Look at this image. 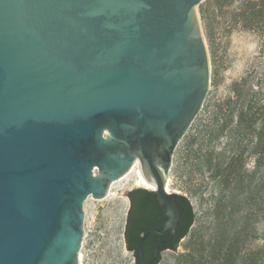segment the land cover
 I'll return each instance as SVG.
<instances>
[{
  "label": "water",
  "instance_id": "95a60500",
  "mask_svg": "<svg viewBox=\"0 0 264 264\" xmlns=\"http://www.w3.org/2000/svg\"><path fill=\"white\" fill-rule=\"evenodd\" d=\"M200 2L0 0V264H78L84 201L134 161L168 219L133 264L174 235L168 172L208 90Z\"/></svg>",
  "mask_w": 264,
  "mask_h": 264
},
{
  "label": "rangeland",
  "instance_id": "374dc122",
  "mask_svg": "<svg viewBox=\"0 0 264 264\" xmlns=\"http://www.w3.org/2000/svg\"><path fill=\"white\" fill-rule=\"evenodd\" d=\"M197 13L208 56V90L199 113L174 150L168 172L169 191L186 195L196 216L187 235L181 238L179 249L163 251L158 264H183L186 254L199 241L206 245V253L216 235L219 215L215 208L222 204L227 206L223 219L226 244L239 245L230 264H264V187L260 183L264 172L262 166L257 167L254 142L242 153L243 178L236 202L230 200L233 182L218 186L211 174L213 168H208L204 160L194 165L191 180L186 176L190 163L187 154L192 147L187 142L215 104L230 99L229 105H235L237 89L246 96L245 108L250 87L256 89L260 83L264 92V0H201ZM233 116L236 118V114ZM229 140V131L225 130L208 145L205 143L202 153L212 149L215 161L218 152L229 153ZM135 172L129 171L114 181L105 197L89 196L84 201V235L78 264H133V255L125 250L123 242L128 201L122 192L137 181Z\"/></svg>",
  "mask_w": 264,
  "mask_h": 264
},
{
  "label": "trees",
  "instance_id": "16d2710c",
  "mask_svg": "<svg viewBox=\"0 0 264 264\" xmlns=\"http://www.w3.org/2000/svg\"><path fill=\"white\" fill-rule=\"evenodd\" d=\"M247 104L244 108L246 96L242 91L236 89L234 91L235 105H229L230 99L215 104V108L209 111L208 117L203 123L198 126L197 131L190 136L188 144L192 145L188 150V158H190L189 168L187 169V179L191 180L194 176L193 167L200 161L204 160V164L208 165V168H213L212 176L220 184L233 182V193L231 195V201H237L240 183L243 175L241 170L242 165V153L245 150V146L249 143H253L252 150L257 153V167L262 166L264 172V92L262 85L259 83V87L253 89L249 88ZM239 105V107H237ZM236 111V113H234ZM236 114V118L233 116ZM225 130L229 131L228 141L231 144L229 153L226 155L225 151L218 152V158L214 161L213 150L205 149L214 138H218ZM243 141H246L243 144ZM206 143V145H205ZM196 144V145H195ZM195 145V146H194ZM205 156V157H202ZM198 162V163H197ZM261 186L264 187V177L260 179ZM177 198L180 202L181 219H180V233L176 237V241L171 247L175 249L179 238H183L189 232L190 227L195 221L196 213L189 198L177 193ZM218 217L216 224V235L214 236V242L212 247L204 253L206 245L199 241L190 253L184 257L183 264H230L238 253L239 245L226 244L225 235V220L227 206L222 204L215 208ZM130 224L126 228L127 233H131ZM132 237V236H131ZM130 237V238H131ZM161 256H159L160 260ZM252 264V262L248 263Z\"/></svg>",
  "mask_w": 264,
  "mask_h": 264
},
{
  "label": "flooded vegetation",
  "instance_id": "af4514ba",
  "mask_svg": "<svg viewBox=\"0 0 264 264\" xmlns=\"http://www.w3.org/2000/svg\"><path fill=\"white\" fill-rule=\"evenodd\" d=\"M135 167H139L138 161H134L132 165L130 166L129 170L124 175H126L129 171L130 172L136 171ZM124 175L122 177H124ZM112 183H110V185ZM149 183L152 184L153 186L148 187L146 185H143L137 179V181H135L132 184V186L127 190V193H126L128 207H127V212L125 216L123 237H124L126 247L133 254L134 262H135V257H136L137 241L139 237L149 228L154 217L156 215H159L154 224L155 228L158 230L163 229L164 224L166 220L168 219V216L166 214H161L164 208L160 203L155 184L153 182H149ZM169 192L177 194L176 192H172V191H169ZM107 193H108V190H107ZM94 199H100V198H94ZM176 200H177V203L180 209V202L177 198V195H176ZM180 212H181V209H180ZM180 219H181V215H180ZM180 219L176 226L174 235L168 241L164 242L165 240L169 238L170 236L169 232L158 233L154 231L147 236V238L144 240V243H143L141 264H158L160 261L159 256H161V253L167 249H172L171 247L175 243L177 235L180 233ZM128 224H130V228L132 230L131 233L126 232V228ZM83 235H84V231H83ZM180 239L181 238H179V241ZM81 244H82V239H81L79 251L81 249ZM156 248H158V256L156 259L152 260ZM79 254L80 252H78V261L80 262Z\"/></svg>",
  "mask_w": 264,
  "mask_h": 264
},
{
  "label": "bare ground",
  "instance_id": "6f19581e",
  "mask_svg": "<svg viewBox=\"0 0 264 264\" xmlns=\"http://www.w3.org/2000/svg\"><path fill=\"white\" fill-rule=\"evenodd\" d=\"M135 169H136V175H137V179H138V181H139L141 184H143V185H146V186H148V187H152L153 185L150 184L149 182H147V181L141 176V174L139 173V167H135ZM166 188H167V190L169 191V183H168V180H167V182H166Z\"/></svg>",
  "mask_w": 264,
  "mask_h": 264
}]
</instances>
